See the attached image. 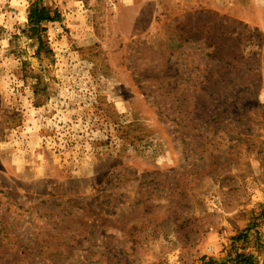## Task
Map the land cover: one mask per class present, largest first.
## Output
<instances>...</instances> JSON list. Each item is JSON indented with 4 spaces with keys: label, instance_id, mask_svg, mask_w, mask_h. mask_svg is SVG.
I'll return each mask as SVG.
<instances>
[{
    "label": "rangeland",
    "instance_id": "obj_1",
    "mask_svg": "<svg viewBox=\"0 0 264 264\" xmlns=\"http://www.w3.org/2000/svg\"><path fill=\"white\" fill-rule=\"evenodd\" d=\"M235 251L264 264V0H0V264Z\"/></svg>",
    "mask_w": 264,
    "mask_h": 264
},
{
    "label": "trees",
    "instance_id": "obj_2",
    "mask_svg": "<svg viewBox=\"0 0 264 264\" xmlns=\"http://www.w3.org/2000/svg\"><path fill=\"white\" fill-rule=\"evenodd\" d=\"M58 19V15L54 13L53 15L50 14L47 7L37 3L36 1L33 2L29 9H28V32L31 36H35L38 42V47L42 45V39L40 32L43 30L42 23L54 21ZM244 238V235L238 236L235 238L236 241L241 240ZM201 264H256L253 260L251 255L245 254L240 251H235L231 257L226 262H220L213 258H203Z\"/></svg>",
    "mask_w": 264,
    "mask_h": 264
}]
</instances>
